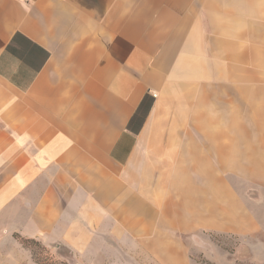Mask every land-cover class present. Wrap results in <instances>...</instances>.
Listing matches in <instances>:
<instances>
[{"label":"crops","instance_id":"1","mask_svg":"<svg viewBox=\"0 0 264 264\" xmlns=\"http://www.w3.org/2000/svg\"><path fill=\"white\" fill-rule=\"evenodd\" d=\"M263 207L264 0H0L1 240L186 259Z\"/></svg>","mask_w":264,"mask_h":264},{"label":"rangeland","instance_id":"2","mask_svg":"<svg viewBox=\"0 0 264 264\" xmlns=\"http://www.w3.org/2000/svg\"><path fill=\"white\" fill-rule=\"evenodd\" d=\"M256 210L257 228L251 232L202 231L183 237L188 250L186 259L172 256L154 261L146 246H108L101 247L100 254L91 260L66 247L14 235L11 240L0 239V264H264V207Z\"/></svg>","mask_w":264,"mask_h":264},{"label":"trees","instance_id":"3","mask_svg":"<svg viewBox=\"0 0 264 264\" xmlns=\"http://www.w3.org/2000/svg\"><path fill=\"white\" fill-rule=\"evenodd\" d=\"M53 264V263H52ZM60 264H66V263H60Z\"/></svg>","mask_w":264,"mask_h":264}]
</instances>
